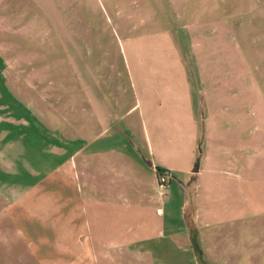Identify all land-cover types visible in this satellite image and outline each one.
<instances>
[{
  "label": "rangeland",
  "instance_id": "rangeland-1",
  "mask_svg": "<svg viewBox=\"0 0 264 264\" xmlns=\"http://www.w3.org/2000/svg\"><path fill=\"white\" fill-rule=\"evenodd\" d=\"M2 8L4 96L15 99L3 111L2 209L17 202L20 215H33L20 202L28 195L44 210L28 226L31 241L19 239L17 264H264V171L254 196L226 174L225 190L185 187L181 205L164 202L152 234L118 220L94 234L74 202V152L89 141L98 100L135 101L145 90L172 97L202 84L206 94L226 90L227 107L238 91L243 114L264 120V0H9Z\"/></svg>",
  "mask_w": 264,
  "mask_h": 264
},
{
  "label": "crops",
  "instance_id": "crops-1",
  "mask_svg": "<svg viewBox=\"0 0 264 264\" xmlns=\"http://www.w3.org/2000/svg\"><path fill=\"white\" fill-rule=\"evenodd\" d=\"M8 1L0 0V11ZM3 74L0 54V153L4 105H13L15 100L11 94L4 96L11 89ZM201 85L187 84L176 96L163 94L161 98L145 90L142 99L106 104L98 100L101 108H92L89 141L83 144L81 138L74 152V202L79 217L88 219L91 229L96 228L94 234H109V230L98 229H109L112 220L125 229L149 227L142 233L152 234L157 218L162 226L164 202L181 205L188 186L225 190L223 174L230 175L228 184L245 185L253 196L257 193L264 171V120L243 114V96L238 91L227 107L228 100L220 97L226 90L210 89L206 94ZM4 98L8 103L4 104ZM5 132L10 138L18 134L11 129ZM157 169L172 176L167 197L158 190ZM18 182L13 176L7 181L15 188ZM2 183L0 171V264H17L19 239L27 244L31 241L33 232L28 226H35L44 210L35 211L34 197L27 195L20 202L33 215H20L17 202L4 212ZM140 219L144 222H132ZM38 237L43 240V235Z\"/></svg>",
  "mask_w": 264,
  "mask_h": 264
},
{
  "label": "built area",
  "instance_id": "built-area-1",
  "mask_svg": "<svg viewBox=\"0 0 264 264\" xmlns=\"http://www.w3.org/2000/svg\"><path fill=\"white\" fill-rule=\"evenodd\" d=\"M156 184L160 193H165L169 190L170 181H171V174L169 171L161 170L155 172Z\"/></svg>",
  "mask_w": 264,
  "mask_h": 264
},
{
  "label": "trees",
  "instance_id": "trees-1",
  "mask_svg": "<svg viewBox=\"0 0 264 264\" xmlns=\"http://www.w3.org/2000/svg\"><path fill=\"white\" fill-rule=\"evenodd\" d=\"M157 171L159 172V171H161V169H157Z\"/></svg>",
  "mask_w": 264,
  "mask_h": 264
}]
</instances>
